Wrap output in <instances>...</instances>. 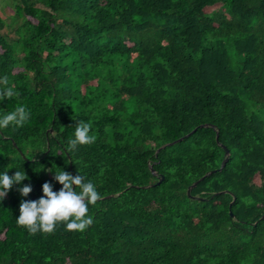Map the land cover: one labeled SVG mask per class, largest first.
I'll return each mask as SVG.
<instances>
[{
	"label": "trees",
	"instance_id": "obj_1",
	"mask_svg": "<svg viewBox=\"0 0 264 264\" xmlns=\"http://www.w3.org/2000/svg\"><path fill=\"white\" fill-rule=\"evenodd\" d=\"M0 3V115L31 113L0 129V174L30 178L0 200V264H264V0ZM79 121L96 140L70 153ZM60 169L97 186L94 223L30 234L19 205Z\"/></svg>",
	"mask_w": 264,
	"mask_h": 264
},
{
	"label": "clouds",
	"instance_id": "obj_2",
	"mask_svg": "<svg viewBox=\"0 0 264 264\" xmlns=\"http://www.w3.org/2000/svg\"><path fill=\"white\" fill-rule=\"evenodd\" d=\"M19 93L11 86L8 77L0 78V102L6 98L11 100ZM30 110L24 105H17L14 110L0 115V129L22 127L30 119ZM90 122L79 121L75 127L74 138L68 142V152H74L80 145H90L96 137L91 133ZM51 171V169L49 170ZM30 179L26 172L16 171L9 176L7 172L0 174V200H3L14 185ZM62 187L53 191L51 182L42 185L43 195L37 200H22L19 205L20 214L17 224L25 227L30 234L43 232L51 234L63 222L69 231H84L94 223L90 207L103 199L102 194L92 181L85 182L79 173H71L60 169L55 170L53 177ZM20 194L27 197L32 192L30 185L18 189Z\"/></svg>",
	"mask_w": 264,
	"mask_h": 264
},
{
	"label": "water",
	"instance_id": "obj_3",
	"mask_svg": "<svg viewBox=\"0 0 264 264\" xmlns=\"http://www.w3.org/2000/svg\"><path fill=\"white\" fill-rule=\"evenodd\" d=\"M192 130H194V129H192ZM191 132V131H190ZM182 137H179V138H177V139H175L174 141H172V142H170V143H166V144H171V143H174V142H176V141H178L179 139H181ZM216 139H217V134H216ZM218 141V140H217ZM219 143V142H218ZM165 145V144H164ZM164 145H162V146H164ZM222 147H223V149H224V158H223V160H222V162H221V165H220V167H219V169H221V167L224 165V163H225V161L227 160V158H228V155H229V149L225 146V145H223L222 144ZM216 171V169H212L211 171H209V172H215ZM208 172V173H209ZM207 173V174H208ZM205 176V175H204ZM204 176H202V177H200L199 179H197L196 181H194L188 188H187V193L189 194V192H190V189H191V187H193L195 184H197L200 180H202L203 179V177ZM230 214L232 215V211H230ZM264 217V214H262L261 215V218H263Z\"/></svg>",
	"mask_w": 264,
	"mask_h": 264
},
{
	"label": "rangeland",
	"instance_id": "obj_4",
	"mask_svg": "<svg viewBox=\"0 0 264 264\" xmlns=\"http://www.w3.org/2000/svg\"><path fill=\"white\" fill-rule=\"evenodd\" d=\"M11 13V10L9 7H7L5 4L0 3V15L3 17L8 16ZM1 31H8V35H13V31H11L8 27L1 28Z\"/></svg>",
	"mask_w": 264,
	"mask_h": 264
}]
</instances>
